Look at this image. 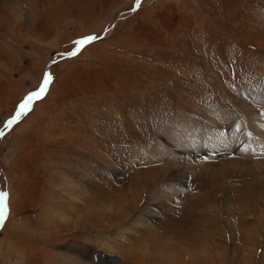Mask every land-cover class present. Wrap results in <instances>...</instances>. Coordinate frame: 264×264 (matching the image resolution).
Instances as JSON below:
<instances>
[{"label": "rangeland", "instance_id": "1", "mask_svg": "<svg viewBox=\"0 0 264 264\" xmlns=\"http://www.w3.org/2000/svg\"><path fill=\"white\" fill-rule=\"evenodd\" d=\"M0 122V264H264V0H0Z\"/></svg>", "mask_w": 264, "mask_h": 264}, {"label": "bare ground", "instance_id": "2", "mask_svg": "<svg viewBox=\"0 0 264 264\" xmlns=\"http://www.w3.org/2000/svg\"><path fill=\"white\" fill-rule=\"evenodd\" d=\"M90 47H87L82 53L81 55L86 52V50H88ZM51 91L49 92L48 96L46 97V99L49 98ZM45 99V100H46ZM44 100V101H45ZM38 103L35 104V106ZM254 113V111H251ZM240 113V112H239ZM255 114V113H254ZM253 114V115H254ZM213 116H215V121H213L215 124H218L219 122H225V121H229L232 118V122L234 121V129L231 133H229L228 135L226 134H221L220 130H218V127H213L210 125V123L208 124V127L206 128L207 130L205 131L204 128L200 131L201 133V138L199 139H203V141L207 144V140L208 137L212 139L213 141V145H216L215 148H219V147H224L225 145H229V144H237V143H241L242 144V148H247L248 143L250 144V142L253 139H249L250 137V131L252 130L254 132V130L256 128H253L254 126H250V128H248V124H247V120L246 121H242L243 119H241V116L238 115V112H234V111H217L216 114L213 113ZM243 118V117H242ZM247 119V118H246ZM253 121H255V118L252 117ZM245 120V119H244ZM210 122V121H209ZM192 123H196V122H192V121H184L181 123L180 127L177 130H169L166 133V136L171 138V141H175V143L179 146V147H183V148H192L196 146V148L198 147H202L204 146L203 143H199L198 137H196V135L192 134V130L193 127L191 126ZM257 123V121H256ZM240 124V125H238ZM17 127V126H16ZM16 127L13 129L12 133L15 131ZM196 127V126H195ZM205 127V126H204ZM247 127V128H246ZM200 128V127H199ZM239 128V129H238ZM244 128V129H243ZM237 130V131H235ZM241 130V131H240ZM258 133V130L255 131ZM207 134V137H206ZM263 134V133H262ZM198 136V135H197ZM237 142V143H236ZM246 144V145H245ZM252 145V144H251ZM205 147V146H204ZM164 152V151H162ZM159 154V153H158ZM158 156V155H157ZM164 156V155H162ZM155 158V157H154ZM160 158V157H159ZM158 158V159H159ZM161 159V158H160ZM159 159V160H160ZM167 166V168L169 170H171L172 168H174L176 165L175 164H171L172 162H165ZM179 167V166H178ZM168 170V171H169ZM182 180V179H181ZM183 182V181H182ZM181 182V183H182ZM8 224V222L5 224V227L3 229V231L1 232V234L4 232V230L6 229V225Z\"/></svg>", "mask_w": 264, "mask_h": 264}, {"label": "snow or ice", "instance_id": "3", "mask_svg": "<svg viewBox=\"0 0 264 264\" xmlns=\"http://www.w3.org/2000/svg\"><path fill=\"white\" fill-rule=\"evenodd\" d=\"M138 2H139V0H138ZM89 39L94 40V39H97V37H92ZM86 42H88V41L82 40L79 42V44L83 45ZM72 55H75V52H73ZM50 80H51V76L46 74L45 78H44L43 86L40 88L39 92H36L33 95L29 96L27 98V100L25 101V103L20 106V111L12 119H9L6 123H4V122H0V123H4L5 128H11L12 125L15 124L20 119V117L26 112L31 101L33 99H36V98L41 97L43 95V93L47 89V86H48ZM2 135H3V132H2V130H0V136H2ZM5 195L6 194H4V193H0V220H2L4 218V197H5Z\"/></svg>", "mask_w": 264, "mask_h": 264}, {"label": "water", "instance_id": "4", "mask_svg": "<svg viewBox=\"0 0 264 264\" xmlns=\"http://www.w3.org/2000/svg\"><path fill=\"white\" fill-rule=\"evenodd\" d=\"M90 42H91V41H88V42H86L85 44L81 45V47L79 48L78 52H80L81 49H82L86 44H88V43H90ZM38 99H40V98H38ZM38 99H36V100H38ZM36 100H32V102H34V101H36Z\"/></svg>", "mask_w": 264, "mask_h": 264}]
</instances>
